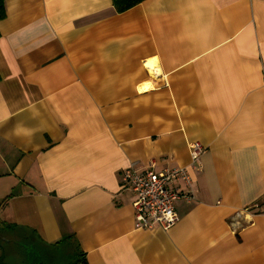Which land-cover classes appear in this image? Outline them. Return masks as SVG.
I'll return each mask as SVG.
<instances>
[{
	"label": "crops",
	"instance_id": "0c3cea01",
	"mask_svg": "<svg viewBox=\"0 0 264 264\" xmlns=\"http://www.w3.org/2000/svg\"><path fill=\"white\" fill-rule=\"evenodd\" d=\"M5 8L0 225L19 264L26 244L45 264H264V0ZM192 141L202 168L175 185L193 199L136 229L123 172L188 166Z\"/></svg>",
	"mask_w": 264,
	"mask_h": 264
},
{
	"label": "built area",
	"instance_id": "2783aa9c",
	"mask_svg": "<svg viewBox=\"0 0 264 264\" xmlns=\"http://www.w3.org/2000/svg\"><path fill=\"white\" fill-rule=\"evenodd\" d=\"M188 150V166L169 167L156 172L153 164L145 168H137L133 164L123 172L122 184L135 196L132 207L136 229L148 230L155 226L170 229L178 221L175 201L180 198L186 201L193 199L190 190L181 191L175 184L183 183L190 188L189 170L199 171L202 168L204 146L199 141H192L188 144Z\"/></svg>",
	"mask_w": 264,
	"mask_h": 264
},
{
	"label": "rangeland",
	"instance_id": "374dc122",
	"mask_svg": "<svg viewBox=\"0 0 264 264\" xmlns=\"http://www.w3.org/2000/svg\"><path fill=\"white\" fill-rule=\"evenodd\" d=\"M4 180L5 177L2 176L0 177V207L3 204V202L5 201V199L7 198V192L4 190ZM3 210H1L0 208V212H2ZM9 236H11V238H9ZM12 239L10 242H8L5 239ZM22 241L19 238V235H13V233L8 230L7 228H4L3 226L0 225V249L1 246L3 247L2 249V253H3V259L4 261H6L7 263H11V264H19V252H18V242ZM21 244V243H19ZM73 259H75V256H71V257H63V259L61 258V256H58V258H55V264H65V263H70L71 261H73Z\"/></svg>",
	"mask_w": 264,
	"mask_h": 264
},
{
	"label": "trees",
	"instance_id": "16d2710c",
	"mask_svg": "<svg viewBox=\"0 0 264 264\" xmlns=\"http://www.w3.org/2000/svg\"><path fill=\"white\" fill-rule=\"evenodd\" d=\"M7 0H0V21L5 17L6 8L5 3ZM113 5L117 12L127 11L138 4H140L143 0H112ZM0 264H6L0 261ZM23 264V263H21Z\"/></svg>",
	"mask_w": 264,
	"mask_h": 264
},
{
	"label": "water",
	"instance_id": "95a60500",
	"mask_svg": "<svg viewBox=\"0 0 264 264\" xmlns=\"http://www.w3.org/2000/svg\"><path fill=\"white\" fill-rule=\"evenodd\" d=\"M26 259L23 264H45L39 252L30 245H24Z\"/></svg>",
	"mask_w": 264,
	"mask_h": 264
}]
</instances>
